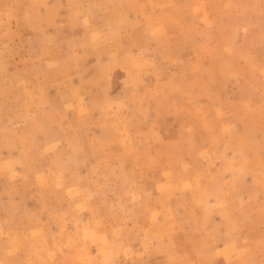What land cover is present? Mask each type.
I'll use <instances>...</instances> for the list:
<instances>
[{
  "label": "rangeland",
  "instance_id": "rangeland-1",
  "mask_svg": "<svg viewBox=\"0 0 264 264\" xmlns=\"http://www.w3.org/2000/svg\"><path fill=\"white\" fill-rule=\"evenodd\" d=\"M0 264H264V0H0Z\"/></svg>",
  "mask_w": 264,
  "mask_h": 264
}]
</instances>
